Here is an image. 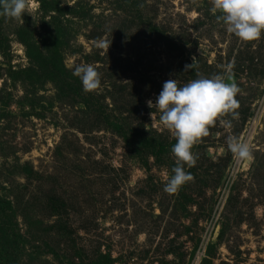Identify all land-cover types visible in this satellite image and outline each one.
I'll list each match as a JSON object with an SVG mask.
<instances>
[{
	"label": "rangeland",
	"instance_id": "rangeland-1",
	"mask_svg": "<svg viewBox=\"0 0 264 264\" xmlns=\"http://www.w3.org/2000/svg\"><path fill=\"white\" fill-rule=\"evenodd\" d=\"M211 7L27 0L21 20L0 14V221L22 234L0 264H264V32L241 41ZM83 64L98 89L72 74ZM217 74L238 86V115L209 126L184 165L192 179L167 193L175 157L158 148L175 138L145 102L168 79ZM229 136L248 143L250 163Z\"/></svg>",
	"mask_w": 264,
	"mask_h": 264
},
{
	"label": "clouds",
	"instance_id": "clouds-1",
	"mask_svg": "<svg viewBox=\"0 0 264 264\" xmlns=\"http://www.w3.org/2000/svg\"><path fill=\"white\" fill-rule=\"evenodd\" d=\"M209 12L241 41H257L264 32V0H212ZM25 13L27 0H0V14L21 20ZM72 74L79 78L85 92L96 90L100 85V75L92 65H76ZM238 92L234 82H226L219 74L211 77L198 75L181 86L176 79H168L163 82L155 103L151 99L146 100L149 108L153 105L157 107L160 122L171 130L175 138L171 146L175 166L164 185L165 192L174 193L192 179L191 173L184 170V165L190 168L196 163L193 146L208 135L209 126L216 123L219 117L238 115L234 111L238 106L235 99ZM220 122L225 123L223 120ZM227 146L241 166L251 162L252 154L247 142L229 136Z\"/></svg>",
	"mask_w": 264,
	"mask_h": 264
},
{
	"label": "trees",
	"instance_id": "trees-1",
	"mask_svg": "<svg viewBox=\"0 0 264 264\" xmlns=\"http://www.w3.org/2000/svg\"><path fill=\"white\" fill-rule=\"evenodd\" d=\"M153 31H156V33H157L160 30L159 29H153ZM167 38H168V42H167L168 49H173V50H175V52H178V51H181V52L183 51L184 52L183 46L185 44V41H183L181 43L180 40H178L177 38H175L173 36H168ZM173 50H171V51H173ZM190 71H191L190 74H194V70H190ZM61 74L64 75L63 73H61ZM140 84H141V86H144L143 88H147L146 85H144L142 83H140ZM160 87H162V86H159L156 89L157 92H160V90H161ZM147 95H148V93L145 94V95H143L142 98H140V100L144 99ZM149 95H150V93H149ZM142 108H144V106ZM141 111H142V109H141ZM122 123L123 122H121V121L118 122V123H115L116 124V127L119 126L122 129ZM126 125H127V128L130 129V132L131 133H135V127L136 126H134V125L133 126L132 125H128L127 123H126ZM169 149H171L170 143L165 142V141L164 142H161V144H160V146L158 148V150H159L158 153H161V152L164 153V152H167V151L169 152L170 151ZM7 204L10 205L11 203L10 202H7ZM4 222H6L9 225L11 223L10 221H7L6 219H5ZM4 222L3 221H0V250L2 251V252H0V256H3V257H5L4 254H7V255L12 256V254L9 253V248L10 249H13L14 247L16 248L19 243H22V241L20 240L22 238V234L20 232L21 229L19 228V226H18V228L20 230L18 228H14L12 224H11L12 227L11 226H6V224ZM63 222H65V221H63V220L60 219V220H57L56 222H54L51 226H53L55 223H57V226H61L62 227ZM1 223H3V224H1ZM74 234H76V233L73 232V234H71V231L70 230H69V232H66L64 230L63 237H64V239H65L66 242H69L71 244H74V246H75V244H76V242H75L76 239L75 238L76 237L74 236ZM75 247H77V245ZM76 249H77V251H79V252L76 251L79 254H81V251L84 250L81 247H77ZM66 251H72V250L68 249ZM13 257L14 256H12V258Z\"/></svg>",
	"mask_w": 264,
	"mask_h": 264
}]
</instances>
